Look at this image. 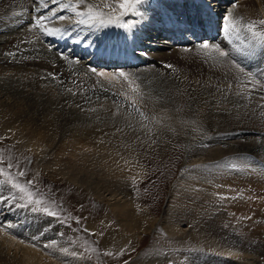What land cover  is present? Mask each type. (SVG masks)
I'll return each instance as SVG.
<instances>
[{"label":"bare ground","instance_id":"6f19581e","mask_svg":"<svg viewBox=\"0 0 264 264\" xmlns=\"http://www.w3.org/2000/svg\"><path fill=\"white\" fill-rule=\"evenodd\" d=\"M45 1L0 3V26L10 29H0V126L15 139L28 143L34 152H38L40 146L47 154L50 151L52 165H45L44 169L54 168L72 184L86 186L96 199L106 201L122 231L135 229L132 236L139 237L138 233L153 230L145 226L152 219L148 215L140 217L143 209H135L127 186L128 181L141 174L135 151L150 134V129L137 118V113L143 118H151L149 125L154 137L160 138L158 129L161 127L180 131L181 126L184 136L191 135L189 144L194 146L201 141L204 130L214 131L216 138L234 132L264 131V97L260 96L264 92V0H213L218 8L212 12L213 29L217 23L221 34L216 38H219L216 42L218 49L192 43L185 50L177 48L168 53L157 51L165 49H152L156 54L149 51L148 55L133 52L136 70L129 68L133 67L129 61L119 66L129 69L98 71L99 75L89 68L73 65L71 54L74 52L75 56L77 50L80 53L87 50L93 55V47L105 49L107 44L126 50L127 41L133 48H140L138 44L134 45L132 38L116 40L119 19L133 17L130 8H126V1L94 0V6L103 14L110 6V12L119 18L95 16L92 10L81 7L76 13L80 18L86 16V24L83 20L70 24L58 20L56 26H64V33L70 39L81 40V49L73 45V51L67 54L58 52L67 46V42L61 40L56 45L57 40L51 41L43 32L47 30L43 26L52 17L59 18L56 12L47 11ZM85 1L90 4V0ZM179 1L173 0V4ZM228 1L233 3L231 16L224 24H219L221 5ZM82 2L66 1L68 5ZM142 2L137 10L142 18L148 19L152 11L156 15L154 19L162 15L168 20L165 24L156 23L143 29L155 32L149 35L151 37L159 35V31H165L167 22L171 24L172 12L161 13L154 0ZM150 4L155 10L147 9ZM113 7L119 10L114 11ZM233 15L236 19H232ZM177 16L189 19L192 13L186 10ZM20 20L23 22H18ZM147 22L149 24V19ZM19 24L23 27L16 30L10 27ZM83 27L90 28L89 32H84ZM105 32H108V38H105ZM227 37H231L232 42ZM85 46L87 48H83ZM144 64H148L152 71ZM163 65L171 66L168 69ZM127 72L130 76L123 75ZM183 74L189 79L186 80ZM110 80L118 90L111 86ZM136 80L142 86L139 90L133 86L138 83ZM218 143L227 148L216 146L188 155V158H198L193 171L206 181L194 180L192 175L189 176L193 180L188 181L184 174L177 178L169 195L168 205H175V214L171 216L173 221L167 234L183 239L194 238L200 233L197 244L202 245L203 256L208 255V260L201 261L197 256L187 258L188 264H229L221 260H232L231 264H264V212H259L257 206L249 211V207L255 205L245 202L247 199L233 201L237 195L229 197L227 194L232 191L237 194L245 189L242 195L249 199L254 192H260L261 196L264 193V164L260 162L264 161V154H259L264 148V137L236 142L230 148L224 140ZM251 155L258 160H252ZM219 184L221 187L218 188ZM260 206H264V202ZM251 213L254 220L249 225L250 230L242 228L246 232L241 236L238 227H243L242 222ZM237 216L240 218L234 227ZM0 223L13 226L10 234L0 232V264H41L42 257L36 246L47 247L62 242L60 229L53 220L19 210L13 203L11 191L1 182ZM102 223H110V220L106 218ZM112 231L106 229L107 236L102 243L105 248ZM231 233L235 235L231 236ZM124 237L120 235L122 245ZM215 254L219 255L218 259L223 257L225 260H213L210 256ZM179 257L186 258L185 254ZM168 261L167 257H152L138 264H166ZM46 264L89 263L67 256H50Z\"/></svg>","mask_w":264,"mask_h":264},{"label":"rangeland","instance_id":"374dc122","mask_svg":"<svg viewBox=\"0 0 264 264\" xmlns=\"http://www.w3.org/2000/svg\"><path fill=\"white\" fill-rule=\"evenodd\" d=\"M4 1L10 5L12 0H0V3H3ZM125 1L127 4H125L126 8H130L131 14H133L134 10H136L137 13H141L137 10L140 9V5L143 4L142 0ZM57 2L58 1L55 0H49L47 3L48 10H57L58 8V12H60L64 9V3H60V5ZM86 4L89 8L92 7L91 4H88L87 2ZM150 5L147 6V9L150 8ZM161 5L165 4L161 3ZM82 8H85V6ZM70 9H72V11L66 10L63 14H57L58 16L61 14V18L63 19L73 20L71 21L73 23L75 18V16H73V12L77 10V7L72 6ZM106 9L107 12H110L111 7L109 6ZM113 9H115L114 11L119 10L116 7H113ZM221 9L220 14L222 16L219 20L224 22L231 16V11L233 9L232 4L225 2ZM215 10L216 8H213V12ZM95 12L102 14L100 10H96ZM111 13L114 14L113 11ZM137 15L138 14L135 13L133 14V17L129 16L124 21L119 23V26L124 29L122 31L125 32L133 26H137L138 22L141 23L143 19L145 21L148 20L146 17L136 18ZM232 19H236V16L233 15ZM53 21L57 20L53 19ZM18 22L23 21L20 20ZM122 22L124 25H122ZM21 24L16 27H10H12V30H16L23 27ZM66 24L70 23L66 22ZM0 29L1 31H5L8 27L0 26ZM143 33H145V31H143ZM230 40L232 41V39ZM143 41L147 42L149 46H153L150 47L151 49L149 48L150 54H156V49H165L157 51L168 53L179 47L173 45L169 46L168 41L163 36L147 37L144 38ZM144 47L147 46H143L142 49H145ZM186 48L187 46H184L183 48L179 47V49L184 50ZM152 49L155 51H152ZM186 53L190 54L193 52ZM147 54H149V52H147ZM145 66L148 67V70H150L148 65ZM170 66L171 65H163V67L168 69ZM236 69L237 72L244 74V76L248 78V75L240 72L238 68ZM192 70L189 69V71ZM91 72L99 75L98 71L94 72L91 70ZM135 74L136 72L133 73V75ZM123 75L130 76V73H123ZM183 76L186 80L189 79L187 74H183ZM136 81L138 83H135L133 86L135 87V90H139L142 86L138 80ZM110 82L112 87H117L113 84L112 80H110ZM116 89L118 90V87ZM260 96L264 97V92L260 93ZM137 115V118L148 126L150 134L148 138L145 139L141 147L137 148L135 151L138 161L140 162L139 167L141 174L139 177L132 178L128 181L127 186L129 188L130 197L133 199L135 209H143L140 217L148 215V217L152 219V221L145 223V226L153 229L152 232L138 233L139 237H136L137 235H134L135 237L132 236L135 233V229L129 231L131 234L129 232L122 231L121 227L117 225V220L112 217L109 212L106 201L96 199L95 196L92 195L91 190L87 189L86 186L72 184L67 180V178L65 179L61 177L58 172L54 171V168L51 170H45V165H52L53 157H51L52 154H50V151L49 154H47L45 152L46 150L44 151V149L40 146L38 152H34L31 147L28 146V143L24 140L15 139L11 134H9L10 132H4L0 126V180L12 190L15 205H17L19 210L30 211L36 215L47 217L53 220L56 226L60 229L59 236L62 239V244H50L47 247L36 246L38 253L42 257L41 264H46L47 257L50 256H67L72 259H83L89 264H138L140 262L147 261L152 257L159 259L167 257L169 258V261L166 264H188L187 258L191 259L192 257L197 256L201 258V261L203 259L206 261L208 260V258H206L208 255L205 258L203 256L205 250L202 248V245L197 244L200 241V233H196L194 238L185 237L183 239H176L168 236L167 230L173 221V217L171 216H174L175 214V205H168L171 188L177 178L182 174L187 176L188 181H191L190 179L193 177L194 180H198L199 182L204 181L203 183H205L206 180L197 176L196 172L193 171V168H196L195 166L198 164V158H188L189 154L196 150L207 151L209 149H214L216 146H218L216 148H222V144L218 143L222 140L229 143L228 148H230L229 146H234L236 142L240 143L248 139L262 138L264 137V131L262 133L259 131H244L242 133L234 132L232 135L230 134L226 137L216 138V133L214 131L204 130L205 132L202 133L200 139L201 141L199 143H194V146L189 144L192 142L191 135L184 136L181 126L180 131H171L165 127H161L158 129V131H160V138H156L154 137L153 128L149 125L151 118L149 116L147 119L145 117L143 118L139 113H137ZM225 139H227V141ZM215 140L217 142H215ZM223 148L226 149L227 146ZM231 150L229 152H232ZM259 154H264V148H262V151L261 153L259 152ZM255 155L259 156L260 159L262 158L258 154ZM255 155H251L252 160H258ZM260 162L261 164H264V161L260 160ZM230 167L233 170V173H236V171H234V167ZM189 175H192V177ZM187 178L185 177V180ZM219 187H221L220 184L218 188ZM240 192L241 191H238L236 194L235 191H232V194H229L228 192L227 194L229 197L237 195L235 197L233 196V201H245L244 199H247L245 202L248 201L252 205H255L254 207H249V211L252 209L255 210V207L257 206L259 207V212H264V206H260L264 202V193H262L261 196L260 192H254L248 199L242 195L244 194L245 189L241 193ZM180 195H178V199L180 198ZM106 218L110 220V223L103 225L102 222ZM239 218V216L236 217V224L233 225L234 227L238 224L237 222ZM252 218L251 213L250 215H247V220L245 222L239 221L243 224V227L239 226L240 229L238 227V232H240L241 236L246 232L244 230H250L249 225L254 220H252ZM260 223L261 222L259 221V224ZM11 228L13 229L12 225L0 223V232L2 233L7 232L10 234L12 232ZM106 229L113 230L109 236V244L107 248H105L102 244L107 236ZM120 235H123V237L125 236L123 245L120 242ZM230 235L234 236L235 234L231 233ZM181 254H185L186 258L184 259L183 257H179ZM218 256V254H215L210 257H212V259L216 258L218 261L219 259H224L223 257H219L218 259ZM221 261L229 264L233 262L232 260H227V262L223 260Z\"/></svg>","mask_w":264,"mask_h":264}]
</instances>
